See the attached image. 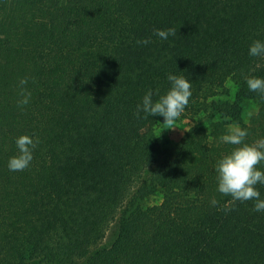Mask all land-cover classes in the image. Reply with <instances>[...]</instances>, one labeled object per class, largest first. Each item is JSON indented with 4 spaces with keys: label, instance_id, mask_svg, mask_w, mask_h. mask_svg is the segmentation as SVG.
I'll return each instance as SVG.
<instances>
[{
    "label": "trees",
    "instance_id": "16d2710c",
    "mask_svg": "<svg viewBox=\"0 0 264 264\" xmlns=\"http://www.w3.org/2000/svg\"><path fill=\"white\" fill-rule=\"evenodd\" d=\"M254 40L264 0H0V264H264V212L219 193L214 168L237 147L217 139L228 125L264 137V94L246 84L264 78ZM169 73L191 81L196 118L164 160L147 137L163 117L136 110ZM21 135L38 141L33 160L10 171Z\"/></svg>",
    "mask_w": 264,
    "mask_h": 264
},
{
    "label": "clouds",
    "instance_id": "9594fccd",
    "mask_svg": "<svg viewBox=\"0 0 264 264\" xmlns=\"http://www.w3.org/2000/svg\"><path fill=\"white\" fill-rule=\"evenodd\" d=\"M153 35L161 40H167L170 35H175L174 28L153 30ZM137 45H148L151 43L150 38L139 39ZM250 57H264V41L254 40L248 48ZM167 80L170 82V88L158 99H153L154 93L149 89L140 103L137 104L136 115L140 118V113L144 114L143 118L151 116H162V124L169 125L168 128H175L177 120L185 112L189 99L192 96L191 81L182 75L169 73ZM28 78H21L18 83L20 89L18 105H28L31 99V92L26 88ZM246 84L249 91L264 94V78L248 77ZM248 129L241 127L239 124H230L226 131L217 139L220 143L235 145L227 154L221 155L216 161L214 168L218 181L217 191L224 195H230L232 201L254 200L253 210L264 212V199L257 184L264 185V169L256 167L261 161H264V137L256 139L253 143H246ZM38 141H34L29 135H21L15 139L19 155L12 156L8 160L7 167L10 171H22L30 165L33 160V149ZM213 205L218 201L213 198Z\"/></svg>",
    "mask_w": 264,
    "mask_h": 264
},
{
    "label": "rangeland",
    "instance_id": "374dc122",
    "mask_svg": "<svg viewBox=\"0 0 264 264\" xmlns=\"http://www.w3.org/2000/svg\"><path fill=\"white\" fill-rule=\"evenodd\" d=\"M236 84L230 82L227 86L229 92L233 96L237 90ZM225 98V97H224ZM258 103L255 100L247 101L244 107L245 121L249 122L250 119L257 113ZM195 114L182 113L181 117L177 120V126L175 128H168L169 125L162 124L164 118L154 127L147 130L148 139L159 143L164 151V160L172 159L178 150V147L184 138L188 129L193 127L195 122ZM264 162V161H263ZM119 232V221H115L109 228L105 241L101 247H110L116 240Z\"/></svg>",
    "mask_w": 264,
    "mask_h": 264
}]
</instances>
